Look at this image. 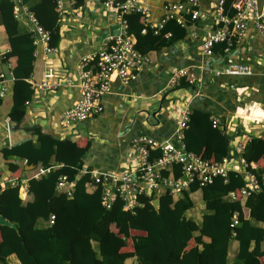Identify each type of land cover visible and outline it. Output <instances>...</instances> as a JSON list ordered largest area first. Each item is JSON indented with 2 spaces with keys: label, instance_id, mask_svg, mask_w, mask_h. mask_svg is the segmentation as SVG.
I'll return each instance as SVG.
<instances>
[{
  "label": "trees",
  "instance_id": "1",
  "mask_svg": "<svg viewBox=\"0 0 264 264\" xmlns=\"http://www.w3.org/2000/svg\"><path fill=\"white\" fill-rule=\"evenodd\" d=\"M21 2L29 8H44L51 25L48 45L57 47L62 38V15L56 2ZM232 2L226 1L231 13ZM15 5L14 0H0V25L4 26L10 48L0 58V82L5 80L2 65L13 62L12 112L23 118L35 93L29 80L34 73L37 45L30 28H22L18 20L4 21L12 16ZM187 17L192 20L184 14ZM126 19L128 34L137 38L135 46L143 54L170 46L187 34L186 27L176 21H168L155 33L143 21L142 13L130 12ZM168 33L172 35L167 37ZM222 48L217 45L215 50ZM2 103L0 97V106ZM34 133L35 138L2 149L5 158H18L24 163L21 167L13 162V172H25V165L34 168L24 200L20 182L0 190V215L18 226V230L0 226V264H264V166L251 168L260 190L246 198L240 195L247 183L244 175L230 170L227 178L218 177L205 186L195 181L188 190L173 195L168 190L153 194V198H160L158 209L151 198L140 195L145 205L134 215L124 208L120 197L111 208L106 207L102 188L89 185V172L69 175L74 185L72 196L65 190L55 195L59 178L66 174L62 166L82 169L86 164L72 154L69 139L44 134L39 128ZM216 140L225 144L223 132L213 126L211 115L194 110L186 130L187 149L205 159L221 160L227 151L213 145ZM242 152L250 162L256 152L264 153V138H251ZM159 156L158 150L151 158ZM182 166L169 165L162 174H180ZM40 168L50 171L34 176ZM234 190L238 195L230 197ZM244 209L249 210V217L243 216ZM237 213L239 223L232 226Z\"/></svg>",
  "mask_w": 264,
  "mask_h": 264
},
{
  "label": "crops",
  "instance_id": "2",
  "mask_svg": "<svg viewBox=\"0 0 264 264\" xmlns=\"http://www.w3.org/2000/svg\"><path fill=\"white\" fill-rule=\"evenodd\" d=\"M14 1L18 12L6 17L5 22L18 20L22 28H34L29 15L32 12L42 26L50 30V21L42 6L29 8L21 0ZM105 1L76 0L73 3L63 0L60 22L62 38L56 50L45 58L43 45L39 44L35 54V64L40 59L45 62L44 77L52 72L50 82L58 86L56 89L40 88L33 73L29 81L34 85L35 93L27 104L23 118L12 112L14 83L6 79L0 82V87L4 88V95L0 96L3 97L0 106V185L9 179H17L21 183V198L24 200L28 196L32 166L25 165V172H13V162L21 167L24 163L18 158H5L2 149L12 147L23 139L35 138L36 128L44 134L69 139L72 154L80 157L87 167L121 174L139 165L138 155L131 147L134 137L149 135L177 144L176 122L186 110H190L191 115L194 110H200L218 121L213 126L221 129L225 144L220 145V140H216L213 145L220 151H227L230 170L241 172L240 158L247 141L253 137L264 138V37L251 23L240 42L229 52L223 53L219 49L213 55L204 54L201 48L203 42L219 26L215 17L219 0H198L199 18L191 20L187 17L183 24L187 34L161 50L148 51L149 62L131 82L123 83L115 77L111 92L103 98V111L100 114L69 127L63 126V113L75 105L81 96L79 76L83 59L96 56L106 38L120 34L112 33L113 28L118 26L117 19L105 6ZM145 1L150 9L149 20L154 24H160L165 19V4L189 3V0ZM168 21L176 20L168 19L166 23ZM132 37L136 44L137 38ZM9 49L7 33L0 25V58ZM230 63L250 65L252 72L243 75L222 72ZM7 65L12 72L14 63ZM181 67L192 69L196 79L190 83L183 78L180 84L172 86L171 71ZM218 71L221 72L218 74ZM195 95H201L203 109L209 112L195 108L192 101ZM202 103L198 102V105ZM20 120L23 121L20 129L13 130ZM35 124L40 126L23 129ZM249 164L253 169L263 167L264 153L256 152ZM62 167V171L70 176H77L80 172L79 168L73 166ZM259 190L260 183L255 191ZM249 213L248 209L243 210L244 217H249ZM2 240L0 229V242Z\"/></svg>",
  "mask_w": 264,
  "mask_h": 264
},
{
  "label": "built area",
  "instance_id": "3",
  "mask_svg": "<svg viewBox=\"0 0 264 264\" xmlns=\"http://www.w3.org/2000/svg\"><path fill=\"white\" fill-rule=\"evenodd\" d=\"M75 3L76 0H70ZM57 8L63 11V0H55ZM105 6L110 9L111 14L117 19L120 27V34L111 36L103 41L102 47L96 56H86L80 66V89L81 96L75 105L66 110L62 115L64 127L75 125L87 120L92 115L100 114L103 111V98L111 92V84L116 77L123 83H129L136 78L137 74L147 64L150 57L140 52L135 46V40L128 34V22L126 15L130 12L143 14V20L149 27L158 33L168 19H175L179 24H184V14H189L192 19L199 18L198 0H189V3L172 2L164 5L165 19L160 24H154L149 20L150 9L145 0H106ZM231 10L226 8V0H219L216 8V21L219 26L205 39L202 44V51L206 55H213L215 47L222 45L223 53L229 52L233 46L238 44L244 36L249 25L253 23L258 32L264 37V0H233ZM18 12V6L14 8ZM34 28L33 32L35 45L42 44L45 58L56 50V47L48 45L49 31L39 22L38 18L29 12ZM172 34L168 33L167 37ZM221 71H218V74ZM222 72L232 75H243L252 72V67L242 63H230ZM52 72L44 77L39 85L42 89H56L57 83L52 84L50 77ZM186 78L193 83L196 79L194 71L188 67H181L171 71L170 82L172 86L180 84L181 79ZM4 95V88L0 87V96ZM191 111L186 110L177 119L175 137L177 144L165 140L160 141L149 135L136 136L131 141V147L138 155L139 165L134 170L121 174H113L108 171H100L87 166L80 169L81 173H90V187L93 189L102 188V200L104 205L111 208L118 197L124 201V208L132 214H137L138 209L145 204L140 200V195H145L153 201V194L168 190L176 194L188 190L195 181L201 185H208L216 178H227L230 168L229 157L221 160L205 159L186 147V130L190 126ZM214 125L218 124L216 119ZM160 151V156L154 159L151 155L154 151ZM240 150V149H239ZM242 169L247 183L240 189L241 196H248L259 188V182L250 170V164L246 158H240ZM176 163H181L180 174L172 173L169 176L162 174V169ZM50 168H40L34 175L36 177L46 174ZM69 175L63 174L58 181L57 191H67L72 196L74 185L69 181ZM20 181L9 179L0 185V190L7 186H14ZM237 192H232L235 197ZM159 197V196H158ZM55 215L52 216V222ZM239 223L238 213L232 226Z\"/></svg>",
  "mask_w": 264,
  "mask_h": 264
},
{
  "label": "water",
  "instance_id": "4",
  "mask_svg": "<svg viewBox=\"0 0 264 264\" xmlns=\"http://www.w3.org/2000/svg\"><path fill=\"white\" fill-rule=\"evenodd\" d=\"M112 33L113 34H119L120 33V27L117 26V27L113 28ZM2 70H3V73H4L5 79L7 81H14L15 77H14L13 73L11 72L10 67L7 64H3ZM44 71H45V62L42 59H40V60H38L36 62L35 67H34V78H35L36 83L38 85H40L42 83L43 79H44V75H45ZM201 99H202L201 95H195V97L192 100L193 103L195 104V108L202 109L205 112H209V111L203 109V103H202ZM198 102L202 103V104L198 105ZM22 122H23L22 120L17 121L16 124L14 125L13 130L20 129V126H21ZM36 126H40V125L39 124H35L32 127H30V126H26V127L22 126V127L25 130H31V129H34ZM23 140H25V139H23ZM22 141H19V142L21 143ZM19 142L15 143V145L19 144ZM31 166H32V168H34V165H31ZM58 194H59V191H56L55 195H58ZM152 205L155 207V209H158L159 206H160V198L159 197L154 198L153 201H152ZM4 225L12 227V228L18 230V226L15 223L10 221L9 219L4 217L3 215H0V226H4Z\"/></svg>",
  "mask_w": 264,
  "mask_h": 264
},
{
  "label": "rangeland",
  "instance_id": "5",
  "mask_svg": "<svg viewBox=\"0 0 264 264\" xmlns=\"http://www.w3.org/2000/svg\"><path fill=\"white\" fill-rule=\"evenodd\" d=\"M196 197L199 199V196L198 195H196ZM202 201V200H201ZM201 203H203V202H201ZM204 204V203H203Z\"/></svg>",
  "mask_w": 264,
  "mask_h": 264
}]
</instances>
